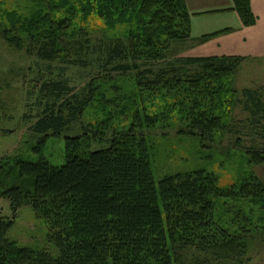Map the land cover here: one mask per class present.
Listing matches in <instances>:
<instances>
[{
    "label": "trees",
    "instance_id": "trees-1",
    "mask_svg": "<svg viewBox=\"0 0 264 264\" xmlns=\"http://www.w3.org/2000/svg\"><path fill=\"white\" fill-rule=\"evenodd\" d=\"M233 1L243 25H255L258 17L252 0ZM48 3L51 10L32 26L22 28L23 34L21 28L0 23L1 37L11 48L24 47L42 60L67 65L98 61L101 68L109 69V77L133 73L141 91L164 89L175 99L161 114L164 122L178 117V133L199 138L203 145L213 143L221 130H234L223 104L228 101L230 74L239 69L244 57H186L165 67L158 63L168 57L167 52H173L172 44L190 37L185 0ZM78 9L98 13L110 24L128 20L137 27L125 38L103 37L95 42L87 28L75 24ZM42 83L38 102L43 111L30 126L37 141L28 147L41 153L50 135L60 137L78 126L83 133L66 136L62 165L50 162L42 153L34 159L20 152L6 154L0 160V197L11 200L15 211L31 205L36 217L45 221L57 254L17 243L8 237L14 221L0 217V264L246 262L248 242L254 237L250 227L261 226L264 231V178L240 179L246 176L242 174L234 184L221 187L217 174L201 167L166 174L157 182L146 132L163 117L137 111L129 127L107 135L83 120L98 97L96 82L78 93L65 79ZM242 96L239 103L251 123L264 118V95L247 88ZM84 141L108 145L83 153ZM247 153L252 164L264 163V151L258 146ZM220 213L228 214V221L235 219L241 228L236 231L226 222L221 224ZM192 251L205 256L190 260Z\"/></svg>",
    "mask_w": 264,
    "mask_h": 264
},
{
    "label": "rangeland",
    "instance_id": "rangeland-1",
    "mask_svg": "<svg viewBox=\"0 0 264 264\" xmlns=\"http://www.w3.org/2000/svg\"><path fill=\"white\" fill-rule=\"evenodd\" d=\"M233 5L234 1L231 0ZM253 1V0H252ZM251 1V4H252ZM55 3V0H48ZM46 0H0V23L7 27L16 26L25 28L32 26L35 21L43 17V13L50 9ZM219 3L222 0H218ZM188 10L190 37L183 43L172 44L173 52L168 57L159 61L160 66H168L172 62L180 61L186 57H206L208 49L215 38L228 35L238 30L233 25L224 28H216L214 31H206L204 27L193 30L195 17L209 16L211 11L200 10V5L208 4L209 0H185ZM225 4V1H224ZM235 10V5L232 7ZM253 9V6H252ZM224 11V9H222ZM254 11V9H253ZM59 13V10L54 11ZM75 24L88 29L93 34L95 42L103 37H121L136 29L137 23L131 21H117L113 24L106 22L98 13H84L80 9L76 11ZM213 12V10H212ZM237 13V12H236ZM255 16L257 14L254 12ZM203 15V16H201ZM238 15V14H237ZM129 17V16H128ZM241 26L243 25L241 16ZM258 20H259V16ZM199 19V18H198ZM257 20V23H258ZM202 23V20H199ZM256 23V24H257ZM244 26V25H243ZM252 26V25H251ZM250 26V27H251ZM246 27V26H245ZM23 34V29L20 30ZM244 57L241 66L230 74V92L225 97L223 106L227 111L226 120L235 124L232 132L221 130L210 145H203L199 138L184 136L178 133L180 123L175 117L169 123L161 116L168 111V105L174 104L164 89L155 91H141L136 86V78L131 73L125 76L116 75L109 77L108 68H101L98 61H93L85 66L65 64L64 62L42 60L37 55L29 54L24 47L22 49L11 48L7 40L0 34V160L6 154L20 152L25 158L34 159L41 156L47 158L56 165H62L65 161L66 136L76 133L82 134V127H73L64 131L60 137L50 135L46 147L40 153L33 151L31 143L36 142L35 135L30 126L36 121L38 113L43 111V105L39 104V90L42 81L55 78L65 79L67 84L74 88L75 93L88 85L91 81L97 83V95L95 102L84 114V122L92 123L100 131L111 135L113 132L129 127L131 116L143 110L150 115L159 114L163 117L159 124L146 132L149 155L152 160V169L155 172L157 182L166 174H175L179 171L206 168L213 171L219 177L220 186H230L237 181L242 174L264 178V163L252 164L247 150L253 146L264 151V118L261 117L255 123L249 120V114L239 103L245 89H258L264 95V55H214ZM194 70H190L193 72ZM108 99L114 102L110 106ZM233 100L235 103H233ZM113 113L112 115L109 113ZM32 116L33 118L31 119ZM103 134V133H102ZM240 142V143H238ZM107 144L87 141L81 145V151L87 153L96 148H105ZM264 154V153H263ZM11 200L0 197V217L5 221L12 220L14 224L8 230V237L17 243L38 249H47L57 254L53 242L49 241L48 228L45 221L36 217L32 206H22L18 211L12 208ZM228 214L219 215L220 223L230 228L239 230L242 225L235 219L228 221ZM227 219V221H226ZM226 222V223H225ZM243 225H246L244 222ZM254 233L253 239H249L248 259L244 264H264V231L260 227H250ZM203 254L190 252L188 259L203 258ZM215 264H230L218 263ZM239 264V263H238ZM241 264V263H240Z\"/></svg>",
    "mask_w": 264,
    "mask_h": 264
},
{
    "label": "crops",
    "instance_id": "crops-1",
    "mask_svg": "<svg viewBox=\"0 0 264 264\" xmlns=\"http://www.w3.org/2000/svg\"><path fill=\"white\" fill-rule=\"evenodd\" d=\"M225 1V4H224ZM231 0H209L208 4L200 5L203 12L211 11L209 16L195 17L193 20V30H200L202 27L206 31H214L216 28L233 25L237 31L221 37H217L208 48L210 51L206 55H264V0H253L254 12L259 16L258 23L251 27L241 26L240 17L237 15ZM224 9V11H222ZM213 10V12H212ZM203 16V15H201ZM199 18V19H198ZM202 20V23L199 22Z\"/></svg>",
    "mask_w": 264,
    "mask_h": 264
}]
</instances>
